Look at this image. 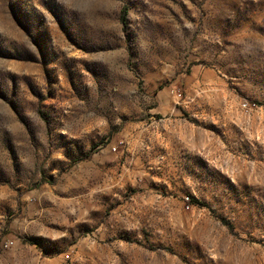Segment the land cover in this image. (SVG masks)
Instances as JSON below:
<instances>
[{"label": "rangeland", "instance_id": "374dc122", "mask_svg": "<svg viewBox=\"0 0 264 264\" xmlns=\"http://www.w3.org/2000/svg\"><path fill=\"white\" fill-rule=\"evenodd\" d=\"M0 264H264V0H0Z\"/></svg>", "mask_w": 264, "mask_h": 264}]
</instances>
